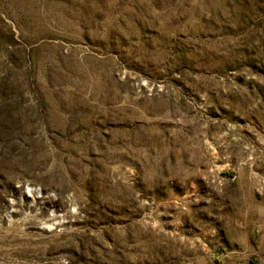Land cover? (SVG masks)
I'll use <instances>...</instances> for the list:
<instances>
[{"label":"rangeland","instance_id":"1","mask_svg":"<svg viewBox=\"0 0 264 264\" xmlns=\"http://www.w3.org/2000/svg\"><path fill=\"white\" fill-rule=\"evenodd\" d=\"M0 264H264V0H0Z\"/></svg>","mask_w":264,"mask_h":264},{"label":"bare ground","instance_id":"2","mask_svg":"<svg viewBox=\"0 0 264 264\" xmlns=\"http://www.w3.org/2000/svg\"><path fill=\"white\" fill-rule=\"evenodd\" d=\"M43 224H49V222H44ZM53 225V223H51Z\"/></svg>","mask_w":264,"mask_h":264}]
</instances>
